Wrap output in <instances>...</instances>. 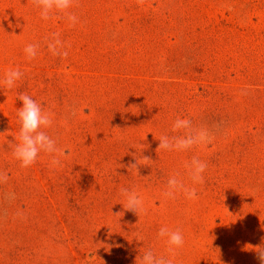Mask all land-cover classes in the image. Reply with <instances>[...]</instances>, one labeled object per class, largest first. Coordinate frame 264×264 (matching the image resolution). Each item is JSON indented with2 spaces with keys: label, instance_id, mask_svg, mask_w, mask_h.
I'll list each match as a JSON object with an SVG mask.
<instances>
[{
  "label": "rangeland",
  "instance_id": "obj_1",
  "mask_svg": "<svg viewBox=\"0 0 264 264\" xmlns=\"http://www.w3.org/2000/svg\"><path fill=\"white\" fill-rule=\"evenodd\" d=\"M70 11L74 27L41 19L31 0H0V78L24 74L0 88V264H139L165 253V226L184 237L174 264H260L245 246H264V0H76ZM53 33L66 59L48 51ZM20 94L53 114L45 131L63 167L13 157ZM177 118L212 142L157 152L162 135L182 134ZM193 157L207 164L198 199L166 200L170 176L191 186ZM122 188L143 214L124 209Z\"/></svg>",
  "mask_w": 264,
  "mask_h": 264
},
{
  "label": "clouds",
  "instance_id": "obj_2",
  "mask_svg": "<svg viewBox=\"0 0 264 264\" xmlns=\"http://www.w3.org/2000/svg\"><path fill=\"white\" fill-rule=\"evenodd\" d=\"M31 3L39 9L41 19L45 21L62 18L69 23L70 27H74L78 23L77 15L70 11L76 5V0H31ZM135 3L137 6H143L145 0H135ZM46 43L48 51L53 56L62 59L68 57L67 48L70 45L66 46L65 42L60 39L59 33H53ZM38 48V44L26 45L24 48L26 59H34L38 54ZM23 75V72L19 68L8 69L3 77L0 78V88L11 90ZM19 100L23 104L17 110L20 128L15 141L9 143L13 157L19 162L21 168H29L36 162L38 155L44 153L51 157L50 168L63 167L61 158L66 156V152L60 149L57 146V141L45 131L53 124V114L42 110L41 105L27 94H20ZM72 115H75V113L72 112ZM171 131L182 134L172 136L162 135L156 149L157 152L161 150L188 151L193 147L211 143L213 139L206 128L195 129L188 119L177 118L172 125ZM142 159L144 161H151L148 157H143ZM139 165L136 160L135 163L128 165V171H134L135 174H138ZM185 167L191 186L185 183L179 173L170 176L167 181L166 190L163 193L166 200L175 199L179 194H182L188 200L198 199L196 185L204 183L203 173L207 168V164L199 158L193 157L189 163H186ZM7 180V173L0 171V184L6 183ZM121 195L124 198L123 207L126 211L133 212L138 216L145 212L144 201L136 191L122 188ZM158 238L163 240L166 245L165 253L157 255L151 249L145 250L142 255L137 257L139 264H174L178 250L184 244L181 229H170L166 226L161 227L158 232ZM112 246L120 247L118 243L109 247ZM245 247L246 249H254L260 264H264V246L258 245L253 248L252 245H246Z\"/></svg>",
  "mask_w": 264,
  "mask_h": 264
}]
</instances>
